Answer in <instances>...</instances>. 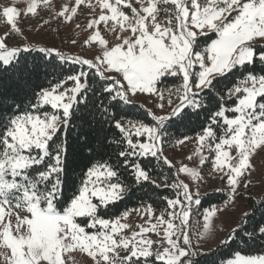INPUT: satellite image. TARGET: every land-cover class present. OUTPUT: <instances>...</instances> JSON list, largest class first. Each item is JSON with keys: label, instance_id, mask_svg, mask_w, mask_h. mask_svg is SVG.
Listing matches in <instances>:
<instances>
[{"label": "snow or ice", "instance_id": "6c2138e0", "mask_svg": "<svg viewBox=\"0 0 264 264\" xmlns=\"http://www.w3.org/2000/svg\"><path fill=\"white\" fill-rule=\"evenodd\" d=\"M82 2L57 15L70 21ZM96 5L101 15L88 24L94 34L85 41L100 46L92 58L23 41L10 46L13 34L23 36L20 17L41 6L51 12L52 2L28 0L26 11L0 5L7 25L0 38V247L10 250L6 259L70 264L79 252L92 264H264V254L242 250L217 261L199 243L214 233L221 211L209 200L214 193L201 195V169L211 163L212 174L226 180L227 208L250 186L255 155L264 158V0ZM109 22L117 41L111 46L99 30ZM173 141L196 143L195 167L182 162L176 168L165 155ZM164 168L175 169L171 178ZM135 190L148 202L142 197V207L131 211L147 219L129 235L132 226L124 221L131 211L119 206ZM157 204L163 205L159 215ZM194 217L203 218L196 240ZM238 219L217 248L235 243L241 232L242 244L264 241V197Z\"/></svg>", "mask_w": 264, "mask_h": 264}, {"label": "rangeland", "instance_id": "374dc122", "mask_svg": "<svg viewBox=\"0 0 264 264\" xmlns=\"http://www.w3.org/2000/svg\"><path fill=\"white\" fill-rule=\"evenodd\" d=\"M52 2V15L53 21L48 13V8L43 6L37 9V13L32 19L28 16L22 15L19 19V27L22 29L23 36L16 34L12 35L11 40L8 41L10 46L17 44L31 43L33 46H50L56 47L69 55H82L86 58L94 57L100 50L98 42H93L91 45H86L85 41L89 40L91 35L94 34V30L88 28V24L98 19L101 15V9L96 5V0H83L81 5L76 9V14L72 16L71 20H66L63 17H59L57 14L67 6L69 10L76 7L75 0H51ZM28 0H6L5 2L0 0V5L15 4L22 11H26ZM28 17V18H27ZM45 21H50L45 23ZM112 28V22L107 25L100 24L99 30L101 35L109 41L110 46L117 41L115 40V34L110 31ZM7 31L6 22L0 20V38L3 37ZM75 40L76 43L72 44L71 41ZM147 108L152 107L151 100L146 103ZM159 113V109H154ZM198 151V147L194 141H188L183 145H179L178 149L171 150L165 147V155H167L176 166L179 168L181 163L187 164L189 167H195L198 163V157L195 152ZM208 153L205 151V155ZM192 156L193 159L189 161L188 156ZM255 170L252 171L250 180V186L245 189L241 187L237 194L235 201L225 208V203L220 206L221 211L218 213L217 218L214 221L215 231L204 239H201L199 243L204 245L203 250H214L222 239H225L227 233L233 228L238 226L239 217L244 211H251L252 203L254 200H259L264 197V158L262 155L257 154L253 160ZM175 172V169H173ZM201 174L204 178L201 184V195L215 192L216 189H223L224 193L229 195L227 191L226 180L220 179L219 173L212 174L211 163L206 164L201 169ZM179 179L188 182V178L181 174ZM195 184V181L192 182ZM7 211V210H6ZM160 212L156 211V215ZM7 220L8 217L6 216ZM146 216L142 212L133 211L131 215L125 220L132 227L127 230L126 234L138 230V226L144 225ZM13 224H15L14 217L12 218ZM202 231V228L201 230ZM193 240H196V233L191 232ZM152 239H157L155 235H152ZM10 256V250L0 247V264H10V260L6 257ZM71 264H92L90 258L79 252L74 253L69 257Z\"/></svg>", "mask_w": 264, "mask_h": 264}, {"label": "trees", "instance_id": "16d2710c", "mask_svg": "<svg viewBox=\"0 0 264 264\" xmlns=\"http://www.w3.org/2000/svg\"><path fill=\"white\" fill-rule=\"evenodd\" d=\"M1 1L5 2L6 0H1ZM48 13H49V16L51 18V21H53L54 15H52V13L49 10H48ZM29 18L32 19L33 17H29ZM178 146H179L178 144H175V141H173L172 143H166V145H165V147L170 148L171 150L178 149ZM158 171L159 170H157V174L154 176V178L160 179L161 177H159ZM163 171H164V175L169 176L170 178H171V175L174 173V170H172V173H170L167 168H164ZM212 193H214V194L209 197V200L214 205L221 206L224 204V201H226L228 198V195L224 192H222V193L212 192ZM160 194L167 195L168 192H167V190H163L160 192ZM207 194H209V193H207ZM207 194H205L203 196H207ZM142 197H143V193L139 190H135L134 194L130 195L129 198L125 199V201L120 204L119 210L123 211L125 208H127L128 210L131 211L133 209L141 208L142 207V205H141V198ZM154 198H155V196H154ZM143 199L146 202H148L147 197H143ZM207 206H208V203L205 202V207H207ZM162 207H163L162 204H157L156 211L160 212ZM113 211H116V209H113ZM131 212H133V211H131ZM197 219H199V223H197ZM256 219L257 220L259 219V214H257ZM202 223H203L202 217H199V218L194 217L192 220V223L190 225L191 232L196 233L197 230H201L200 224H202ZM250 223H253V222H250ZM247 230L251 231L252 229H251V227H249ZM241 238L247 239V237L244 236L243 232H241L240 236L237 237L236 242L231 244L230 246L229 245H220L219 248H215L214 251L216 252V257H215L216 260L219 261L221 259L232 258V253L237 251V250H242V252L244 254H253V255L264 254V241L248 240L247 244L245 245V244H242L240 242Z\"/></svg>", "mask_w": 264, "mask_h": 264}]
</instances>
